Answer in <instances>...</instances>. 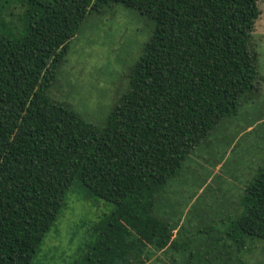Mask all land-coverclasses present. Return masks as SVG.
<instances>
[{
    "label": "trees",
    "instance_id": "1",
    "mask_svg": "<svg viewBox=\"0 0 264 264\" xmlns=\"http://www.w3.org/2000/svg\"><path fill=\"white\" fill-rule=\"evenodd\" d=\"M114 3L156 26L97 126L48 93L84 21ZM260 14L258 0H0V264H35L74 185L113 206L75 264H151L175 246L159 198L259 91ZM238 207L227 239L264 241V166Z\"/></svg>",
    "mask_w": 264,
    "mask_h": 264
},
{
    "label": "rangeland",
    "instance_id": "2",
    "mask_svg": "<svg viewBox=\"0 0 264 264\" xmlns=\"http://www.w3.org/2000/svg\"><path fill=\"white\" fill-rule=\"evenodd\" d=\"M258 5L261 14L252 46L259 54V91L246 97L238 114L224 120L190 155L159 198L158 214L172 224L176 238L175 246L159 253V260L151 264H264V241L239 248L226 237L228 221L242 212L238 204L247 185L264 166V0ZM14 12L22 13L18 8ZM155 26L153 20L118 3L102 14L89 15L48 94L67 101L87 122L102 126L125 93L129 72ZM112 210L107 201L74 185L35 264H75L94 225ZM191 253L200 254L199 259L192 260ZM130 259L136 261L134 256Z\"/></svg>",
    "mask_w": 264,
    "mask_h": 264
}]
</instances>
